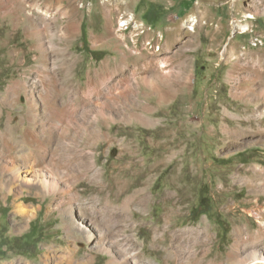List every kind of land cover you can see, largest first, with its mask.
I'll return each mask as SVG.
<instances>
[{
  "label": "rangeland",
  "instance_id": "rangeland-1",
  "mask_svg": "<svg viewBox=\"0 0 264 264\" xmlns=\"http://www.w3.org/2000/svg\"><path fill=\"white\" fill-rule=\"evenodd\" d=\"M45 1L0 0V264L264 258V0H60L43 61L26 13Z\"/></svg>",
  "mask_w": 264,
  "mask_h": 264
},
{
  "label": "bare ground",
  "instance_id": "bare-ground-1",
  "mask_svg": "<svg viewBox=\"0 0 264 264\" xmlns=\"http://www.w3.org/2000/svg\"><path fill=\"white\" fill-rule=\"evenodd\" d=\"M46 2V4L44 5V7L42 8V7H40V6H35V11L39 14V16H38V18L37 19H35V18H33V12L32 11H28L27 13H26V17H27V27H28V33H27V37L29 38V40H31V41H33L34 42V47H36V48H38V50H40L41 52H42V58H43V61H46L47 60V57H48V54H47V48H49V47H52L53 46V43L51 42V39L55 36L54 35V33H53V31L56 29V28H54V25H56V23L58 22V20H57V16L60 18L62 15H63V13L61 12V7L60 6H57V4H59L60 3V0H56V3H53V2H49V0H47V1H45ZM1 4V3H0ZM21 6V5H20ZM56 7H58V8H56ZM4 6L3 5H0V9H1V13H4V16H8V14H5L6 12V10H4ZM7 8V7H6ZM20 8H22V6L21 7H15L14 8V13H16V15H17V17H18V14L20 13ZM25 11V10H24ZM19 17L17 18V22H18V25H19ZM190 21H194V19H191ZM123 22V21H122ZM121 22V23H122ZM25 23V22H24ZM125 23H127V21L125 20L123 23H122V26H126L127 24H125ZM195 23H196V21H195ZM124 24V25H123ZM24 25V24H23ZM236 28H238V30H239V32L240 33H247V30H249L248 29V25H236ZM25 30V29H24ZM137 30V29H136ZM26 31V30H25ZM30 31V32H29ZM60 31L61 30H59V32H58V35L60 34ZM154 40V39H153ZM47 43L49 44V47L48 46H46L47 45ZM146 45V44H145ZM150 45V44H149ZM159 47V46H158ZM50 49V48H49ZM31 50V49H30ZM37 52V51H36ZM40 52V53H41ZM36 54V53H35ZM38 58V57H37ZM49 58V57H48ZM41 61V60H40ZM36 62V61H35ZM44 63V62H43ZM47 64V63H46ZM42 75V74H41ZM149 75V74H148ZM147 76V75H146ZM257 79H259L257 82H256V85L260 88V87H263L264 86V72H258V74H257ZM49 78V77H48ZM47 78V79H48ZM50 79V78H49ZM52 80V79H51ZM50 83V82H49ZM107 83V82H106ZM44 84V83H43ZM47 86H49V85H47ZM53 86V85H52ZM50 87V86H49ZM48 87V88H49ZM35 88V87H34ZM47 89V88H46ZM51 90V89H50ZM49 90V91H50ZM36 92V91H35ZM37 93V92H36ZM41 94V93H40ZM54 93H52V95H53ZM50 95V94H49ZM41 97H42V95H41ZM40 97V98H41ZM44 98V97H43ZM51 99V98H50ZM49 100V99H48ZM29 102V101H28ZM31 105V104H30ZM46 135V134H45ZM35 140H36V138H35ZM38 141V140H37ZM38 161V160H37ZM43 165V164H42ZM34 166V165H33ZM32 169V168H31ZM45 169H47V168H45ZM9 171H10V173H11V180H13V179H16L17 177H16V175H18V176H21L22 174H25V175H29V173H28V170H26L25 169V167L24 168H22V166H12V167H10L9 168ZM39 176H40V179H39V177H37V178H35L34 177V180H32V179H28L29 178V176H27V177H25L26 178V180H28V184H34L35 182L37 183V182H39L40 184H42V186H44V187H47V185H48V181L46 180V178H47V174H45L44 172H41L40 174H39ZM49 177V176H48ZM36 180V181H35ZM70 188H73L72 186L70 187ZM69 188V189H70ZM72 190H74V189H72ZM121 191H122V188L121 187H119V189H118V191H117V195H120V193H121ZM68 194H69V192H68ZM69 196H70V194H69ZM71 199L72 198H68L67 200L65 199L64 201L66 202V204H67V209H66V211H68V212H70V211H72L73 210V206H72V202H71ZM146 197L143 195V194H141L140 192H136V193H134V194H132V195H130L129 197H127L126 199H124L123 201H122V204H121V206L119 207H115L114 209V211L115 212H118L119 214V217L121 218V219H123L122 217H124L123 216V214H124V212L125 211H127L128 209H129V207H130V205L131 204H142L143 202H146ZM73 200H75V199H73ZM59 202V201H58ZM62 203H63V201H62ZM57 207V206H56ZM121 208V209H120ZM17 210H18V212H20V214L23 216V215H28L29 214V210L27 209V207L25 206V205H23V204H20L19 206H17ZM252 215H254L258 220H260V214H258V213H255V212H250ZM31 214V213H30ZM19 215V214H18ZM109 216V215H108ZM113 216V215H112ZM115 216V215H114ZM107 218H109V217H107ZM110 218H112V217H110ZM117 218V217H116ZM125 218V217H124ZM118 219V218H117ZM109 221V220H108ZM108 221H106V222H108ZM97 223V222H96ZM264 224V223H263ZM91 225V224H90ZM106 225H108V223L106 224ZM105 225V226H106ZM118 225V224H117ZM120 225V224H119ZM78 227H79V224H78ZM83 227V225L81 226L80 225V227L78 228V229H80V228H82ZM95 227V226H94ZM107 227V226H106ZM75 229V228H74ZM95 229V228H94ZM97 229V228H96ZM100 229H101V227H100ZM118 229V228H117ZM105 231H106V229H105ZM109 231V230H108ZM119 231V230H118ZM76 232H77V230H76ZM87 232V231H86ZM98 232H99V230H98ZM97 232V233H98ZM66 233L69 235L70 234V236H72L73 234H72V230H69L68 228H66ZM120 234V233H119ZM98 240L96 239V238H94V236H93V234H91V233H89V234H87V236H86V240L88 241V242H93V241H95V240H97V246H98V250H99V252L100 253H104V252H106V253H108V252H110L111 250H109V249H111V247L112 246H114L115 245V247L116 246H118L117 248H121V250H124V251H127V249L125 248V249H123L124 247H125V245H124V247H121V245L120 244H118V239H116V235H115V238L113 237V239L112 240H110L109 241V239L107 240V236H108V234H105L104 233V231H101V232H99V234H98ZM114 236V235H113ZM126 236V235H125ZM120 237V236H119ZM74 239H76L75 238V236L73 237ZM80 238V237H79ZM122 238V237H121ZM82 240V239H81ZM124 240H125V238H124ZM76 241V240H75ZM71 242V241H70ZM74 242V241H73ZM79 242V241H78ZM83 244V243H82ZM95 244V243H94ZM62 248V247H61ZM76 248H78L79 249V247H76ZM109 248V249H108ZM116 248V249H117ZM78 249H75V250H69V248H67V249H65L64 251H62L63 252V256H60L59 258H56V257H53V262H54V264H89V263H91V261H92V258H87V259H84V258H82L81 260H79V259H77V260H75L76 259V254H77V250ZM117 251L118 252H120L119 251V249H117ZM130 251V250H129ZM133 254H135V253H133V251L131 250L129 253H128V251H127V253H125L124 255H117V256H119V258H121V257H124L125 259H130L131 258V263L132 264H139L135 259L134 260H132V257H135ZM50 255V254H49ZM56 255V254H55ZM109 256V255H108ZM264 256V255H263ZM113 257V256H112ZM46 258H48V257H46ZM43 259V258H42ZM81 261V262H80ZM115 261V260H114ZM122 261V260H121ZM125 261V260H124ZM93 263V262H92ZM91 263V264H92ZM119 263V262H118ZM50 264V263H49ZM53 264V263H52ZM121 264V263H120ZM243 264H264V258L263 257H253V258H251V260L249 261V262H246V263H243Z\"/></svg>",
  "mask_w": 264,
  "mask_h": 264
},
{
  "label": "built area",
  "instance_id": "built-area-1",
  "mask_svg": "<svg viewBox=\"0 0 264 264\" xmlns=\"http://www.w3.org/2000/svg\"><path fill=\"white\" fill-rule=\"evenodd\" d=\"M150 26V24H148Z\"/></svg>",
  "mask_w": 264,
  "mask_h": 264
}]
</instances>
